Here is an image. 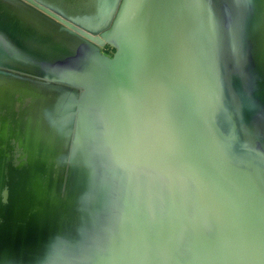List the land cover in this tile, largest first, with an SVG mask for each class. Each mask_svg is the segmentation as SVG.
I'll use <instances>...</instances> for the list:
<instances>
[{
	"label": "water",
	"instance_id": "water-1",
	"mask_svg": "<svg viewBox=\"0 0 264 264\" xmlns=\"http://www.w3.org/2000/svg\"><path fill=\"white\" fill-rule=\"evenodd\" d=\"M14 1L1 16L27 8L45 22L0 26L6 46L13 31L35 47L25 66L4 59L22 50L3 52L0 80L46 87L3 82L37 99L27 126L39 149L44 127L53 145L29 155L13 144L11 167L2 147L0 264H264V0H106L86 21L77 0ZM71 121L54 168L65 188L43 209V159ZM73 173L111 181L97 210L66 191ZM20 180L40 190L28 216L8 207Z\"/></svg>",
	"mask_w": 264,
	"mask_h": 264
},
{
	"label": "flooded vegetation",
	"instance_id": "flooded-vegetation-1",
	"mask_svg": "<svg viewBox=\"0 0 264 264\" xmlns=\"http://www.w3.org/2000/svg\"><path fill=\"white\" fill-rule=\"evenodd\" d=\"M11 1V2H10ZM12 3H16V1L14 0H0V7L1 6H4V7H8L9 4ZM21 6V5H20ZM21 8V7H20ZM22 10V9H20ZM24 11H26V14L23 15V16H16L14 15V17L12 18L11 15H7V16H1L0 15V26H4L5 23H8L7 26H11L10 25V21H12V19H14L15 22L18 23H22V19H34V20H37L38 22H40L41 24L43 22H45V19L40 16L39 14H32L29 12V10L27 8H24ZM16 18V19H15ZM11 31V30H10ZM0 34L1 31H0ZM9 34V39L15 43H18V42H27L25 38V36H20V35H15V33L13 31L8 32ZM18 39V41L16 40ZM17 41V42H16ZM20 47V46H18ZM16 48V47H14ZM1 50V49H0ZM14 50V49H13ZM12 52V49H7L5 50L4 52ZM102 52V50H101ZM116 52V50H115ZM115 52L113 53V55L111 56H108L107 54L105 55V53L102 52V54H104L105 56L107 57H113ZM3 82H10V79L7 78L6 80L5 79H2L0 80V89L2 88H5L7 89V92H12V90L15 92L16 90L17 91H22L21 88H18L14 85H10V83H8L7 85ZM6 91V90H5ZM16 93V92H15ZM5 98L3 100H0V107L3 108V111L2 113L0 112V126H5L6 124H9L8 127H7V130L5 131H0V145H3L5 147L8 148L5 142V144H3V140L4 139H13V143L16 145H20L22 143L25 144V141L27 138H31V139H36V135H29L26 133V129L28 128L29 130H33L34 128L30 126H27L28 125V121H31V118H27L30 117L29 113L33 112L31 109H29L30 107V103L27 104V102L21 98L19 100H15L13 97H10V98H7V94H5ZM40 110L36 111L35 112H40ZM5 116V118L8 120L7 123H6V119L3 118ZM67 127V124L65 126L63 125H60L58 123L57 125V129L56 131H54V137H55V147H53V151L51 154H53V156H49L47 155L48 157V160L47 159H43L42 157H40V154H38V152H40V149H41V152H43V150L47 149L49 150L50 147H52L53 143L51 144V146H49V133L51 132V130L49 131V128L47 127H44L43 131L42 129L41 132H40V137H43V140H41V148L39 149L38 148V145L36 144V147L38 148V156L40 157V159H43V161H47L46 163L44 162V165L45 167H49V171L47 170L48 168H46V174L44 175L45 176V179H44V185H43V192L41 194V196H44L45 197V202L44 204H42V206H40L41 208H49L48 204L50 202L49 200V196L52 198L54 197V194H56L57 196L60 195L61 193L60 192H63L64 190V184H65V179H64V174H61V176L59 175H55V171H54V168L55 166H58L59 164H64L65 161H67V155L69 156V147H70V144H71V141H72V138H73V129H74V122L71 121V123H69V126H68V131H66V128ZM66 136H67V142L66 144H60L63 139L65 138V141H66ZM45 140V141H44ZM26 145V144H25ZM63 145V146H62ZM63 147V149L61 148ZM55 148V149H54ZM61 148V150H60ZM37 156V158H38ZM36 158V160H38ZM76 165V163H75ZM53 168V169H51ZM55 182H58V186H54L53 183ZM68 185L66 187V191L68 190L69 191V194H71L73 191H76V177H75V174L73 173V175L70 176L69 180L67 181V184Z\"/></svg>",
	"mask_w": 264,
	"mask_h": 264
},
{
	"label": "rangeland",
	"instance_id": "rangeland-1",
	"mask_svg": "<svg viewBox=\"0 0 264 264\" xmlns=\"http://www.w3.org/2000/svg\"><path fill=\"white\" fill-rule=\"evenodd\" d=\"M96 7V6H95ZM97 8V7H96ZM96 8H94L93 10L95 11ZM12 27H15V21H10ZM30 24V25H35V21H27L26 25ZM23 27V23H18L17 24V30L18 29H22ZM31 31L35 32L36 29L35 28H29L28 30V35H32ZM30 38V37H28ZM32 40L27 39V42H23L20 47H18V43H14V44H10L6 46V42H4L3 38L0 39V44L1 45H5L6 46V50L7 49H14L12 51L16 52L18 50H22L23 52H18L16 54V58H13V60L4 57L5 60H8L10 63H13L15 65H23L25 66L24 61H22L21 59H23V57H27V55H30V53L32 51L35 50V47L32 44ZM17 46V47H16ZM16 47V48H14ZM4 50V49H3ZM3 50L0 51V55L3 56ZM115 48L113 47V45L107 44L106 46H104L102 48V52L105 53V55L107 54L108 56L113 55V53L115 52ZM3 73H0L1 76ZM0 76V77H1ZM10 79V82L12 83H17L20 85H30L32 87H36L38 89H40L42 92L43 90L46 89V87L41 86V85H37L38 83L33 82V81H27V80H23L20 77H8V76H4L2 77V79ZM5 94H7V98L13 97L15 100H19L21 99V94L18 92H6L5 90L0 89V100H3L5 98ZM23 99L28 103H38L35 99L34 96H27V97H23ZM261 100V99H258ZM264 100V99H263ZM93 127V123L91 124ZM6 142V144H5ZM67 142V136H66V141L65 138L63 139L62 143L66 144ZM3 144L9 146L8 149L4 150V152L6 153V159L5 162L7 164V166L11 167L13 166V164L15 163L16 160H21L22 157H15L14 154H11V149L14 151V143H13V139H4L3 140ZM3 145H0V155L2 154V148ZM16 158V159H15ZM42 166V164H40ZM43 168V166H42ZM47 168V167H46ZM91 176H87V175H77L76 176V191L78 193H81L82 196V200L86 198L85 200V210L88 211H94L97 210L99 208V204H100V196H102L103 198L107 199L108 195H109V190H110V185H111V181L109 180V178H102V177H97L96 178V184L93 185H89L92 180L90 178ZM31 182V181H30ZM30 182H28V180H20V182L18 183L17 187L11 192V196L13 198V203L11 202V204L8 206L12 212L16 213H20L21 215L23 214L24 216H28L31 212L32 209V204L31 200H34L35 198H38L40 196V190L37 191V187H35L34 185H32ZM2 182H0V196L3 193V186L1 185ZM3 184V183H2ZM114 192H117V187L114 189ZM1 198V197H0ZM20 201V202H18ZM52 208V207H51ZM77 223V221L75 222ZM76 232H79V230L77 228H75ZM90 240H92L94 233H90Z\"/></svg>",
	"mask_w": 264,
	"mask_h": 264
},
{
	"label": "bare ground",
	"instance_id": "bare-ground-1",
	"mask_svg": "<svg viewBox=\"0 0 264 264\" xmlns=\"http://www.w3.org/2000/svg\"><path fill=\"white\" fill-rule=\"evenodd\" d=\"M94 5L97 7L96 10L97 12L99 11V13L101 14L102 12V8H103V3L106 2V0H92ZM103 2V3H102ZM94 5H86V6H81L79 1L77 0L76 1V5L74 6H69V8L71 9H74V16L80 20H83V21H86V20H90L92 17H94L93 14H91L93 12V7ZM84 11L85 13H79L77 11ZM88 14V15H87ZM106 17V13L104 15ZM88 17H90L88 19ZM100 19H103L102 16L98 17V14L95 15V22H97V20H100ZM105 19V18H104ZM93 21V22H94ZM9 124H6L5 126H0V131H6L7 130V127H8ZM26 133L29 134V135H34L37 134L35 132V129H33L32 131L29 130L28 128L26 129ZM25 144L26 146L23 148V150H28V153L29 155L30 154H33L35 152V147H36V140L35 139H31V138H27L26 141H25ZM50 153L48 152V157H49ZM45 160V158H44Z\"/></svg>",
	"mask_w": 264,
	"mask_h": 264
}]
</instances>
